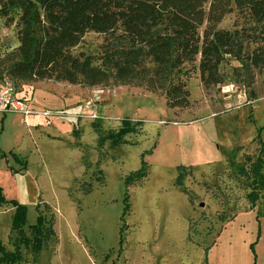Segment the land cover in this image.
<instances>
[{
    "label": "rangeland",
    "instance_id": "374dc122",
    "mask_svg": "<svg viewBox=\"0 0 264 264\" xmlns=\"http://www.w3.org/2000/svg\"><path fill=\"white\" fill-rule=\"evenodd\" d=\"M17 46L0 18V85ZM197 67L183 110L144 88L13 82L32 114L0 113V264H264V70L231 59L205 87Z\"/></svg>",
    "mask_w": 264,
    "mask_h": 264
},
{
    "label": "trees",
    "instance_id": "16d2710c",
    "mask_svg": "<svg viewBox=\"0 0 264 264\" xmlns=\"http://www.w3.org/2000/svg\"><path fill=\"white\" fill-rule=\"evenodd\" d=\"M232 14L233 28H219ZM0 18L18 41L2 61L16 84L144 88L183 110L189 65L198 62L205 87L225 82L221 67L231 59L237 71L264 70V0H0ZM89 33L103 37L99 51L76 53ZM22 209L16 225L25 222Z\"/></svg>",
    "mask_w": 264,
    "mask_h": 264
},
{
    "label": "built area",
    "instance_id": "2783aa9c",
    "mask_svg": "<svg viewBox=\"0 0 264 264\" xmlns=\"http://www.w3.org/2000/svg\"><path fill=\"white\" fill-rule=\"evenodd\" d=\"M0 113H18L25 116L32 114L29 103L18 95L13 81L9 78L0 85Z\"/></svg>",
    "mask_w": 264,
    "mask_h": 264
}]
</instances>
